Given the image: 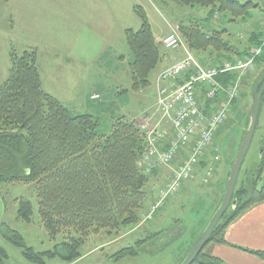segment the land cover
<instances>
[{"label": "rangeland", "instance_id": "obj_1", "mask_svg": "<svg viewBox=\"0 0 264 264\" xmlns=\"http://www.w3.org/2000/svg\"><path fill=\"white\" fill-rule=\"evenodd\" d=\"M236 1L242 4L251 2L249 13L236 17L229 10H217L213 15L214 12L209 11L212 7L189 6L175 0H0V84L8 76L9 51L14 50L19 54L35 50L42 87L59 99L71 113L98 115L102 121V132L109 133L113 118L121 115L129 114L138 124V118L150 113L147 116L156 122L158 116L152 114L156 101V80L166 65V58L178 56L184 50V45L170 50L161 47L163 57L151 70L150 86L140 92H133L130 89L132 54L124 33L126 27L133 30L140 27L134 6L140 5L144 9L155 35L167 29V24L171 23L174 25L170 32L175 30L180 36L181 24L193 26L197 23L203 31L209 33L222 31L224 41L243 51L248 47L252 33L259 39L264 36V0ZM180 39L183 42L182 36ZM191 52L203 63L214 62L220 54L215 49ZM231 54L224 56L229 57ZM259 71L261 68L249 74L250 78ZM251 89L252 86L248 87V83L242 81L240 91L246 96L237 98L240 103L235 102L229 118L220 125V132L215 136L220 150L219 159L212 161L214 171L207 183L203 182V168L200 167L199 171L196 169L197 173L195 171L196 174H192L176 194L167 196L165 202L154 210L151 218L144 219L157 193L156 187L163 185L170 177L169 167L160 168L154 176H149L154 179H151L147 187L149 196L138 224L118 231L108 233L102 230L90 235L80 248L81 256L74 261L62 259L60 254L64 251L59 250L57 255L45 259L46 264L179 262V256L189 248L193 236H199L220 202V182L225 178L227 167L236 154L242 135L240 125L253 103ZM262 102L258 127L238 177L239 181L247 171L252 178H257L258 187L264 185V169L262 173L259 172V164L264 157V98ZM165 123L163 120L160 126L168 129L169 125ZM209 155L212 156L211 153ZM21 197L29 199L33 205L31 222L26 223L16 217V199ZM37 202L33 184L14 182L0 185V245L9 256L3 264H34L24 258L21 247L5 239L8 228L17 230L25 244L37 252L51 251L62 240L68 239V230L50 239L38 215ZM232 210L230 205L224 218ZM155 231H162V235L144 244L135 255L115 256L122 248L132 246L137 240ZM180 231L182 234L175 239Z\"/></svg>", "mask_w": 264, "mask_h": 264}, {"label": "trees", "instance_id": "obj_2", "mask_svg": "<svg viewBox=\"0 0 264 264\" xmlns=\"http://www.w3.org/2000/svg\"><path fill=\"white\" fill-rule=\"evenodd\" d=\"M175 1L189 6L212 7L209 11L214 12L213 15L217 10L223 12L229 10L236 17L249 13L252 6L251 2L242 4L236 0ZM134 9L140 21V28L135 30L127 28L124 34L132 54L130 89L137 92L150 86L149 75L159 64L162 48L153 35L152 26L144 9L140 5L134 6ZM221 32L203 31L197 23L193 26L181 24L179 29L180 36L191 50L205 52L215 49L221 54L214 62H202L210 65H217L222 57L229 59L224 55H229L230 52L240 55L247 51L229 45L223 40ZM258 39L256 35H251L249 44H256ZM8 55L10 66L8 76L0 84V185L14 182L33 184L38 199V215L50 239L65 230L73 232L71 234L68 232V239L62 240L51 251L33 250L31 246L25 244L17 230L8 228L5 239L14 246L21 247L24 258L34 264H46L45 259L57 255L59 250L64 251L60 254L62 259L74 261L81 256L80 248L88 236L102 230L108 233L112 230L118 231L140 222L149 196L147 187L151 179L152 181L154 179L149 176H154L159 169H155L149 175L144 174L136 166L144 138L134 117L117 116L110 124L109 133L102 132V121L98 115L87 112L73 114L59 99L42 87L35 50H26L19 54L11 50ZM256 67L261 68L257 75L253 78L249 75L242 78L243 83H248V87H253L256 78L264 71V52L257 59ZM234 78V72H229L218 75L217 81L228 84ZM242 93L241 99L246 96ZM251 95L253 100V93ZM235 102L240 103L237 99L233 100L231 111ZM247 118L248 115L240 125V134L243 133V124ZM258 122L259 118L257 127ZM219 132L220 129L217 134ZM240 141L241 137L239 143ZM215 142L212 154L219 157L220 150ZM261 160L259 172L262 173L264 157ZM232 162L231 160L226 170L227 174L220 182V200ZM209 163L208 158L202 159L197 171L200 167L205 170ZM251 176L245 171L239 181L237 179L232 194V201H236L233 210L230 215L224 218L225 212L220 218L207 245L223 244L225 228L248 208L264 201V185L258 187L257 178ZM260 176L261 174L258 178ZM16 201L17 219L26 223L31 222L33 212L31 201L22 197ZM161 232L148 233L132 246L122 248L115 256L119 258L124 255H135L144 244L151 242L155 236H161ZM181 232H178L175 239L179 238ZM196 238L193 236L189 248L179 256L180 261L184 259ZM207 245L191 264H225L221 258L206 252ZM249 251L264 259V251ZM8 257V253L0 245V264ZM180 261H177V264Z\"/></svg>", "mask_w": 264, "mask_h": 264}, {"label": "built area", "instance_id": "obj_3", "mask_svg": "<svg viewBox=\"0 0 264 264\" xmlns=\"http://www.w3.org/2000/svg\"><path fill=\"white\" fill-rule=\"evenodd\" d=\"M184 45L181 60L163 69L156 83V101L153 115L139 119L138 128L143 132V148L136 162L139 170L150 174L155 169L169 167L170 177L157 187V193L148 207L144 219L151 218L154 210L165 198L176 194L185 181L195 173L199 162L208 158L220 125L229 118L233 100L240 98L242 78L257 69L256 61L264 52V36L251 44L240 55L220 58L217 65L203 64L180 39L175 30L160 40L162 48ZM228 57V56H227ZM234 72L235 78L228 84L217 81L220 74ZM165 120L169 127L160 123ZM212 154L211 160H218ZM214 171L210 162L204 170L203 182L207 183Z\"/></svg>", "mask_w": 264, "mask_h": 264}, {"label": "crops", "instance_id": "obj_4", "mask_svg": "<svg viewBox=\"0 0 264 264\" xmlns=\"http://www.w3.org/2000/svg\"><path fill=\"white\" fill-rule=\"evenodd\" d=\"M172 25L174 24H167V29L158 31V35L154 34L153 25H151L153 35L156 37L158 42H160V39L165 35V33L167 34L171 29H173ZM251 35L255 36L254 33ZM185 45L187 46V43ZM248 47L246 46L245 49H248ZM183 55L184 50H182V53L176 57L173 55L172 58H166L167 62L165 67L171 65V63L175 61L181 60ZM208 58L210 59V56ZM165 67H163V69ZM127 116L130 117L129 114ZM211 157L212 156L210 155L209 162L213 161L211 160ZM205 250L208 254L221 258L225 264H264L263 258H260L256 254L249 251H264V201L258 202V204L248 208L246 211L238 215L236 219L225 228L223 244H208ZM175 264H177V262Z\"/></svg>", "mask_w": 264, "mask_h": 264}, {"label": "water", "instance_id": "obj_5", "mask_svg": "<svg viewBox=\"0 0 264 264\" xmlns=\"http://www.w3.org/2000/svg\"><path fill=\"white\" fill-rule=\"evenodd\" d=\"M251 91L253 93V103L249 108L248 118L243 124L244 127L241 141L232 160L233 162L229 167V174L224 183L225 186L221 196L222 198L219 204L216 206L215 211H213L211 217L208 219V223L204 226L199 236L191 244V248L179 264H191L196 255L203 249L205 245H207L206 243L210 235L213 233L212 231L214 227L220 221V218L227 211L228 207L230 205L234 207L235 205L236 201H232V194L236 186L235 183L240 174L239 171L244 162L243 160L245 159V156L247 155L249 147L253 141V136L257 127L256 124L260 115L259 112L262 105V98L264 96V71L256 78Z\"/></svg>", "mask_w": 264, "mask_h": 264}, {"label": "bare ground", "instance_id": "obj_6", "mask_svg": "<svg viewBox=\"0 0 264 264\" xmlns=\"http://www.w3.org/2000/svg\"><path fill=\"white\" fill-rule=\"evenodd\" d=\"M166 34V33H165ZM164 35V34H163ZM161 37V36H160ZM160 39V38H159ZM180 47V46H179ZM173 49V48H172ZM166 50V49H165ZM170 50V49H169ZM191 51V50H190ZM195 55V54H194ZM206 65V64H205ZM261 74V73H260ZM155 109V108H154ZM152 113V112H151ZM153 116V115H152ZM157 119H158V117H157ZM157 119H155V120H157ZM165 124H167V123H165ZM162 127H164L163 125H161ZM169 127V126H168ZM165 129V128H164ZM215 150V149H214ZM154 171V170H153ZM152 171V172H153ZM150 175V174H149ZM188 181V180H187ZM181 189V188H180ZM198 237V236H197ZM189 251V250H188Z\"/></svg>", "mask_w": 264, "mask_h": 264}]
</instances>
